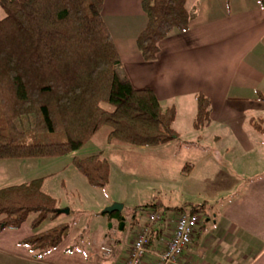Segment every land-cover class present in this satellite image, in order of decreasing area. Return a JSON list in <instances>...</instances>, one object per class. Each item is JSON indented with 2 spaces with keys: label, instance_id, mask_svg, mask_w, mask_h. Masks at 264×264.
Instances as JSON below:
<instances>
[{
  "label": "trees",
  "instance_id": "16d2710c",
  "mask_svg": "<svg viewBox=\"0 0 264 264\" xmlns=\"http://www.w3.org/2000/svg\"><path fill=\"white\" fill-rule=\"evenodd\" d=\"M104 1L0 0L5 14L0 18V161L73 154L103 127L110 128L109 142L136 148L178 139L174 108L162 107L150 89H134L124 74L103 19ZM186 2L141 1L146 24L135 43L145 62L156 60L164 39L189 29L195 16ZM196 102L194 128L201 130L210 103L203 95ZM73 164L92 188L107 186L110 166L101 154L74 158ZM42 180L0 189V234L19 230L31 215H36L30 222L34 231L59 216L53 198L41 190ZM187 211L208 216L203 206ZM110 217L121 220L118 213ZM69 231L68 224L35 231L21 245L41 258L57 249ZM152 236L150 229L149 246Z\"/></svg>",
  "mask_w": 264,
  "mask_h": 264
},
{
  "label": "crops",
  "instance_id": "0c3cea01",
  "mask_svg": "<svg viewBox=\"0 0 264 264\" xmlns=\"http://www.w3.org/2000/svg\"><path fill=\"white\" fill-rule=\"evenodd\" d=\"M141 1L105 0L102 14L132 87L150 89L162 107L174 108L173 129L178 139L180 110L189 108L191 130H186L184 140L157 147L162 148L159 158H164V165L184 154V168L191 166L182 169L181 184L188 192L207 199L201 206L206 209L208 224L200 221L184 256L192 264H264V144L250 143L264 137V128H254V133L246 131L255 121L264 122V101L260 100L264 96V0L234 2L242 6L227 13L219 5L212 11L214 6H207L206 0V7L195 15L187 31L160 43L153 62L141 58L135 43L146 24ZM128 20L132 23L127 25ZM197 95L210 103L209 119L201 130L194 128ZM17 164L23 167V161ZM32 177L18 184L42 178ZM63 207L69 210L65 216L72 215L70 205ZM153 211L157 210L148 213ZM177 215L173 222L161 216V222L150 227L154 236L142 264H155L156 254L173 235ZM116 219L123 223L120 231H124L122 215L121 220ZM147 220L129 242L121 244L114 235L101 244L114 245L110 257L101 256L100 246L96 250L90 246L86 254L74 253L69 232L57 249L35 259L21 241L38 231L24 232L22 227L0 234V252L11 264H122L139 231L149 226ZM56 223L54 226L66 224ZM84 243L88 246V241Z\"/></svg>",
  "mask_w": 264,
  "mask_h": 264
},
{
  "label": "rangeland",
  "instance_id": "374dc122",
  "mask_svg": "<svg viewBox=\"0 0 264 264\" xmlns=\"http://www.w3.org/2000/svg\"><path fill=\"white\" fill-rule=\"evenodd\" d=\"M238 1L243 3V0H209V3H206V0H188L190 6L187 4V9L194 11V17L206 7L203 4L206 3L207 6H214L212 11L219 5L221 10L227 13L232 8L242 6V4H234ZM248 4L251 6L250 3ZM4 16L5 14L0 8V18ZM126 23L128 25L132 22L128 20ZM106 109L112 111L109 106H106ZM180 112L183 113L180 114L176 124L180 138L175 142V145L184 140L183 136L186 130H191V121H188L189 108L184 107ZM254 128L263 129L264 122L255 121L252 127L247 126L246 131L254 133ZM109 132L110 128H101L80 150L66 156L3 160L0 162V189L8 185L18 184L19 180H31L34 178L32 176L37 175L44 178L42 190L53 198L57 211L64 210L63 206H71L72 215L60 214L57 217L49 218L40 224L37 231L52 228L57 224L56 222H65L70 226L71 240L69 245L74 253L86 254L90 246L96 250L98 246L106 244L107 240L114 235L117 236V240L121 244L129 242L137 228L146 223L148 216L146 214L150 210L146 208L148 205H155L157 212L166 221L170 219L173 222L177 215V208L185 207L190 210L207 201L204 195L194 191L188 192L184 188L183 182L181 184L182 169L187 162L184 154L173 160L170 159L171 155H169L166 159H170V161L164 165L161 163L164 158H159L162 148H136L117 141L109 142L107 138ZM257 142L264 144V137H261L260 140H250L252 145L257 144ZM253 153L256 159L255 154L257 152L254 151ZM98 154L104 156L110 166L109 182L101 190L89 186L86 179L73 164L74 158L83 159ZM20 161H23V167H19L17 164ZM114 204L123 207L120 214L125 220L124 231H120L121 223H118L117 219L104 213L106 208ZM78 210L82 214L76 212ZM80 215L83 216L80 217ZM35 216L31 215L22 226L24 232L34 231L30 227V222L34 220ZM199 218L205 226L208 224L207 217L199 214ZM14 234L18 235V232H13L12 235ZM86 241H88V246L84 243ZM108 245L114 247V245ZM4 259V254L0 252V264H11L9 260L6 263Z\"/></svg>",
  "mask_w": 264,
  "mask_h": 264
},
{
  "label": "built area",
  "instance_id": "2783aa9c",
  "mask_svg": "<svg viewBox=\"0 0 264 264\" xmlns=\"http://www.w3.org/2000/svg\"><path fill=\"white\" fill-rule=\"evenodd\" d=\"M149 227L142 228L131 243L126 259L122 264H142L144 256L148 253L150 227L161 222L162 217L157 211L150 212L147 216ZM200 219L196 214L187 210L178 213L173 235L166 247L156 254L155 264H192L186 259L185 252L194 239ZM99 252L102 256L110 257L115 248L109 245L101 246Z\"/></svg>",
  "mask_w": 264,
  "mask_h": 264
},
{
  "label": "water",
  "instance_id": "95a60500",
  "mask_svg": "<svg viewBox=\"0 0 264 264\" xmlns=\"http://www.w3.org/2000/svg\"><path fill=\"white\" fill-rule=\"evenodd\" d=\"M123 207L122 205H119V204H114L112 205L111 207H108L104 210V213L105 214H113V213H118L120 214L121 211H122ZM57 214H65V215H68L69 214V210L68 209H64V210H59V211H56ZM123 221V219H122ZM123 226V223H121V227Z\"/></svg>",
  "mask_w": 264,
  "mask_h": 264
}]
</instances>
